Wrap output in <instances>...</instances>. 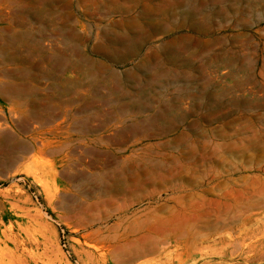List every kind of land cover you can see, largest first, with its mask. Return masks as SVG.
<instances>
[{
	"label": "rangeland",
	"instance_id": "1",
	"mask_svg": "<svg viewBox=\"0 0 264 264\" xmlns=\"http://www.w3.org/2000/svg\"><path fill=\"white\" fill-rule=\"evenodd\" d=\"M0 264H264V0H0Z\"/></svg>",
	"mask_w": 264,
	"mask_h": 264
}]
</instances>
